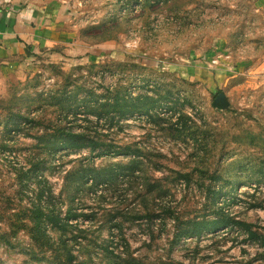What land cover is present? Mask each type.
<instances>
[{
    "label": "rangeland",
    "instance_id": "obj_1",
    "mask_svg": "<svg viewBox=\"0 0 264 264\" xmlns=\"http://www.w3.org/2000/svg\"><path fill=\"white\" fill-rule=\"evenodd\" d=\"M5 4L0 264H264V0Z\"/></svg>",
    "mask_w": 264,
    "mask_h": 264
},
{
    "label": "crops",
    "instance_id": "obj_2",
    "mask_svg": "<svg viewBox=\"0 0 264 264\" xmlns=\"http://www.w3.org/2000/svg\"><path fill=\"white\" fill-rule=\"evenodd\" d=\"M5 2L6 0H0V21H5V18H7L8 16L18 18L19 15L17 13L21 11L18 8L16 9L15 6L11 7L8 4H5ZM26 25H28V23ZM23 26V23H19L18 25H16V28L12 30L9 28H5V26L0 27V50L2 48L5 49L6 47H8V50L11 51L17 50L18 46H25L26 43L24 42H29L28 39L31 35L29 34V32L21 29ZM7 43H10V46H7Z\"/></svg>",
    "mask_w": 264,
    "mask_h": 264
},
{
    "label": "trees",
    "instance_id": "obj_3",
    "mask_svg": "<svg viewBox=\"0 0 264 264\" xmlns=\"http://www.w3.org/2000/svg\"><path fill=\"white\" fill-rule=\"evenodd\" d=\"M73 137H78V134H76V135L74 134V135H73ZM43 140L45 141V140H46V138H45V139H43ZM69 146H70V147H74L75 145L70 143V145H69Z\"/></svg>",
    "mask_w": 264,
    "mask_h": 264
}]
</instances>
